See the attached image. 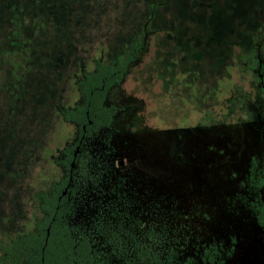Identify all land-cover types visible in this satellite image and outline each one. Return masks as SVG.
I'll return each mask as SVG.
<instances>
[{"label": "rangeland", "instance_id": "1", "mask_svg": "<svg viewBox=\"0 0 264 264\" xmlns=\"http://www.w3.org/2000/svg\"><path fill=\"white\" fill-rule=\"evenodd\" d=\"M107 1L80 38L82 51L71 46V35L54 37L48 46L33 41L19 94L27 97L37 126L34 137L23 140L19 135L29 132L11 108L0 113L8 149L33 143L39 150L46 134L40 121L47 122L51 148L71 131L55 134L49 106L40 105L74 102L71 75L80 60L89 64L103 48L104 64L124 62L123 47L132 50L147 11L140 0ZM158 1L163 5L149 23V50L107 92L111 121L98 133L109 141L135 208L150 215L154 230L165 232L164 244L168 251L176 248L172 258L179 264L187 258L190 264H264V223L254 213H260L257 184L264 180V81L258 85L257 78L264 63V0ZM252 42L263 48L252 52ZM99 136L82 137L74 154L83 141L94 148ZM17 189L0 194V215L10 200L18 208L12 228L29 216L28 194L22 184Z\"/></svg>", "mask_w": 264, "mask_h": 264}, {"label": "trees", "instance_id": "2", "mask_svg": "<svg viewBox=\"0 0 264 264\" xmlns=\"http://www.w3.org/2000/svg\"><path fill=\"white\" fill-rule=\"evenodd\" d=\"M140 1L147 16L132 50L123 47L124 62L116 68L104 64L100 49L89 64L80 60L71 75L74 102L40 105L49 106L55 134L64 127L71 129L53 148L46 143L51 135L47 122L40 121L46 134L39 150L33 143L26 149H8L6 123L0 118V194L22 184L29 210L28 219L12 228L18 208L12 205L14 200L4 205L0 264H179L172 258L176 248L168 251L164 244L165 232L154 230L150 215L135 208L134 192L119 178L121 170L115 169L109 141L98 133L111 121L113 110L104 107L107 92L118 86L137 56L149 50V23L163 3ZM107 6V0H0V113L11 108L21 129L29 132L19 135L21 139L34 137L32 129L37 126V116H30L29 104L24 103L27 97L19 94V83L29 76L33 41L47 45L54 37L71 35V46L82 51L80 38L88 34L87 24ZM96 134L99 144L89 149L83 141L74 156L81 138ZM7 168L16 172L6 174ZM190 262L187 258L180 264Z\"/></svg>", "mask_w": 264, "mask_h": 264}, {"label": "flooded vegetation", "instance_id": "3", "mask_svg": "<svg viewBox=\"0 0 264 264\" xmlns=\"http://www.w3.org/2000/svg\"><path fill=\"white\" fill-rule=\"evenodd\" d=\"M256 41H259V39H257ZM256 45H258V46H256ZM254 46H256V48ZM257 47L260 49L263 48V43L262 44H260L259 42L258 43H255V42L251 43L252 52L254 49L256 52H258L259 50L258 51L256 50ZM261 55L262 54H259V56L257 57V60L259 59L258 64H259ZM262 58H264V56H262ZM258 68H259V70L257 71V73H258V77H257L258 78V85L259 84L262 85V83L264 81V63L260 62V65ZM257 191H258L259 197L257 198V196H256V198H257V204H258V208L260 210V213L257 210H254V213H256V215H257V218H258L257 222H260L262 224V223H264V180H263V182L257 184ZM255 195H256V193H255Z\"/></svg>", "mask_w": 264, "mask_h": 264}, {"label": "water", "instance_id": "4", "mask_svg": "<svg viewBox=\"0 0 264 264\" xmlns=\"http://www.w3.org/2000/svg\"><path fill=\"white\" fill-rule=\"evenodd\" d=\"M76 155V153L74 154V156ZM74 163L71 164V167H73ZM65 193V192H64Z\"/></svg>", "mask_w": 264, "mask_h": 264}]
</instances>
